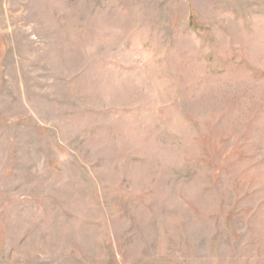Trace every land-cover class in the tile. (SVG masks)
<instances>
[{
	"label": "rangeland",
	"instance_id": "rangeland-1",
	"mask_svg": "<svg viewBox=\"0 0 264 264\" xmlns=\"http://www.w3.org/2000/svg\"><path fill=\"white\" fill-rule=\"evenodd\" d=\"M0 264H264V0H0Z\"/></svg>",
	"mask_w": 264,
	"mask_h": 264
}]
</instances>
